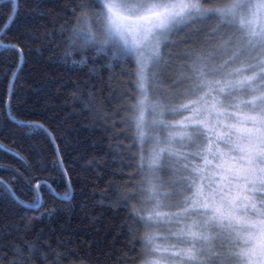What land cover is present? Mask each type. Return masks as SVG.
I'll use <instances>...</instances> for the list:
<instances>
[{"label":"trees","instance_id":"obj_1","mask_svg":"<svg viewBox=\"0 0 264 264\" xmlns=\"http://www.w3.org/2000/svg\"><path fill=\"white\" fill-rule=\"evenodd\" d=\"M84 3L18 0L3 38L22 55L0 49V264H12L18 252L27 264L144 260L146 236L153 228L139 221L152 207L144 202L147 186L142 180L152 173L144 144L134 136L135 128L125 123L129 98H137L136 61L134 56L121 60L119 52L99 42L98 36L96 43L88 42L98 24L92 16L96 5L84 8ZM216 3L212 0L203 8ZM10 15V0H0V27ZM219 24L210 18L163 38L160 63L151 68L157 80L150 89L153 98L179 107L201 95L182 94L190 88L193 60L202 54L210 69L236 51L235 42L224 43L233 30H217ZM190 114L166 113L162 119L176 124ZM168 135L167 129L155 132L161 140ZM207 147L206 136L195 144L177 140L156 165L155 176L167 189L170 181L187 175L200 162L193 154ZM39 181L61 195L70 189L71 198H55L48 187H41L42 201L32 206ZM163 210L174 212L175 207Z\"/></svg>","mask_w":264,"mask_h":264},{"label":"snow or ice","instance_id":"obj_2","mask_svg":"<svg viewBox=\"0 0 264 264\" xmlns=\"http://www.w3.org/2000/svg\"><path fill=\"white\" fill-rule=\"evenodd\" d=\"M10 2L13 15L0 27V49L19 51L22 55L15 44L3 42L18 8V0ZM211 2L85 0L82 5H96L92 16L99 28L98 32H91L88 42L96 43L98 36L99 42L112 45L119 52L121 60L126 56L136 58L137 98H129L131 107L126 109L129 117L125 123L135 128L134 136L142 145L148 139L156 146L167 145L158 151L153 148L149 166L152 175L142 180L147 184L144 202L152 207L139 221L157 228L161 223L178 221L180 227L172 233L176 237L174 244H157L155 234L147 235L143 264H264V0H217L216 6L203 8V4ZM92 16L87 18L91 20ZM210 18L220 21L217 30H233L224 41L225 46L235 42L233 56L208 69L202 54L197 55L188 78L190 88L182 93H201L196 99L172 107L170 100L153 98L150 89L157 80L151 68L160 63L161 38L166 41L182 28ZM121 44L123 48L119 47ZM100 51L103 48L97 49ZM243 53H247L248 61L224 72ZM209 75H219L220 79L208 80ZM182 111H190L191 115L176 124L162 119L166 113ZM9 118L15 120L14 116ZM164 129L169 130L166 139L152 135L153 131ZM205 136L207 149L193 154L201 158L202 164L193 165L187 175L170 181L166 189L152 165L160 164L164 153L171 152L177 140L195 144ZM184 167L188 171V165ZM41 187H48L55 198H71L70 189L61 195L39 181L33 189L36 195L32 206L42 201ZM8 191L20 203L14 190ZM173 207L179 210H163ZM17 256L12 264H27L21 253Z\"/></svg>","mask_w":264,"mask_h":264},{"label":"rangeland","instance_id":"obj_3","mask_svg":"<svg viewBox=\"0 0 264 264\" xmlns=\"http://www.w3.org/2000/svg\"><path fill=\"white\" fill-rule=\"evenodd\" d=\"M98 28H99V25H98ZM162 40H163V38H161ZM122 45V47H124L123 46V44H121ZM243 58L244 59H241V60H239V62L240 63H238L237 65H234L233 67L232 66H230V68L228 69V70H226L225 72H228V71H232L234 68H236V67H241L242 66V64H244V63H246L247 61H248V55H247V53H243ZM134 59H135V61H136V58H135V56H134ZM225 60H228V58H226V59H224L223 61H221V62H219L217 65H215V66H213L212 68H215V67H217V66H219L220 64H222ZM207 65H208V63H207ZM212 68H210V69H212ZM224 74V73H223ZM205 91H207V89L205 90ZM212 95H215V93L213 92L212 93ZM209 100L211 101V96L209 97ZM191 115V114H190ZM189 115V116H190ZM206 131V130H205ZM152 135L153 136H155V132L153 131L152 132ZM162 145L160 144L159 146H156L155 144H154V141L152 140V139H148V140H146V142L144 143V151H146L147 152V155H148V157H149V163L151 164V154H152V151H153V148L155 147L156 148V150L158 151L159 150V147H161ZM204 151V150H203ZM200 158V157H199ZM202 160H201V158H200V162L198 163V164H202ZM150 164H149V166H150ZM157 164H155V165H152V167H154L155 169L160 165V164H158V166H156ZM149 166H148V168H149ZM160 167H162V166H160ZM148 178V175H146L145 177H144V179L146 180ZM146 186H147V184H146ZM179 209H177V208H175V211L174 212H176V211H178ZM179 227H180V222H178V221H172L170 224H167V225H165V224H163V223H161L159 226H158V228H157V226H153V227H151V228H153V229H151V232L149 233V234H155V242L157 243V244H162V245H164V244H174V243H176V237L175 236H173L172 235V233L173 232H176V231H178L179 230ZM161 228H163L162 230H161ZM148 234V235H149ZM165 237H167V240H165ZM147 241V240H146ZM148 243V242H147ZM150 246V245H149ZM184 245H178V247H183ZM141 264H143V262L141 263Z\"/></svg>","mask_w":264,"mask_h":264}]
</instances>
